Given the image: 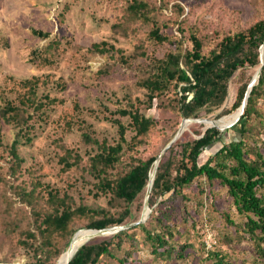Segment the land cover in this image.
Wrapping results in <instances>:
<instances>
[{
  "label": "rangeland",
  "instance_id": "rangeland-1",
  "mask_svg": "<svg viewBox=\"0 0 264 264\" xmlns=\"http://www.w3.org/2000/svg\"><path fill=\"white\" fill-rule=\"evenodd\" d=\"M128 1L0 0V109L11 103L27 108L32 117L28 132L31 141L25 143V139L21 138L17 147L21 159L19 165H15L8 152L18 128L0 121V264H29L35 261L32 252L20 242L24 239L20 226L11 230L5 225L17 222L25 227L34 218L33 211L41 218L50 213L52 204L47 196L50 190L56 192L57 199L64 200L71 209L83 208V212H73L61 236H49V251L53 257L56 251L65 248L67 242L69 246L77 231L91 230L86 228L88 223L116 216L123 208L124 205L118 202L116 207L108 204L110 192L97 188L98 179L88 171L89 158L97 153V149L84 140L85 134L99 144L113 145L118 140V134L117 126L111 120L119 119L125 126V139L132 147L128 145V149L124 148L119 162L108 170L112 178L124 174L131 163H136V159L159 156L181 128L184 119H179L173 107L175 90L160 95L153 101L151 109L145 107L146 92L137 83L143 77L138 69L148 60H131L126 66L119 61V55L129 56L138 49H156L158 57L169 49L168 44H153L147 40L148 25L131 16L126 8ZM150 1L152 7L158 5L157 0ZM167 1L169 7L175 3L183 7L185 25L194 28L203 39V50L214 46L223 37L242 32L264 19V0ZM158 17L165 22L174 19L167 9ZM114 23L127 25L129 35H113L110 26ZM164 32L180 36L175 25H170ZM100 42L112 45L121 54L113 53L112 57L93 53L91 46ZM261 46L258 59L264 62V54L263 57L260 54ZM259 66L246 67L234 74L228 84L225 102L219 110L207 117L184 121L180 136L187 133V138L197 139L200 136L195 132L218 128L223 140L205 148L198 157V164L218 149L220 143L238 136L240 120L235 122L238 114L229 122L236 110L220 118H215V115L231 107L237 87L247 78L250 83ZM25 80H28L27 84H24ZM37 101L42 104L39 110L34 108ZM129 104L155 122L146 135L136 139L133 138L135 131L129 118L114 113L117 108ZM173 125H176L175 128ZM138 141L140 144L136 145ZM260 147L264 154V145ZM63 157L68 162L76 158L77 162L67 168L61 162ZM197 183L199 181L196 180L192 187L184 191L187 201L167 194L163 198H153L150 207L149 197L147 200L154 217L161 219L164 213L169 214L164 223L176 227L172 228L174 241L179 245L186 242L191 245L183 252L182 258L175 254L171 259L153 258L142 231L133 228L139 221L149 223L150 228H157L156 219L150 221L148 218L150 213L143 221L145 189L129 205L130 217L122 225L107 228L105 233L97 236L92 230L94 233L89 240H109L119 227L126 225L130 227L123 230L133 234L123 237L122 248L114 251L113 258L104 257L98 264H119L117 260L126 257L130 246L134 252L125 264H208L209 260L204 262L207 261L206 251L213 249L231 264H253L256 253L250 241L239 242L233 236L229 240L225 238L231 235L232 228L222 212H229L232 220L240 221L226 190L215 182L213 193L206 192L200 196L195 189ZM23 192H30L31 196L26 197ZM197 201H202L204 207L199 208ZM184 217L186 221H182ZM192 223L196 224L195 229L190 228ZM56 260L54 257L52 262Z\"/></svg>",
  "mask_w": 264,
  "mask_h": 264
},
{
  "label": "trees",
  "instance_id": "trees-1",
  "mask_svg": "<svg viewBox=\"0 0 264 264\" xmlns=\"http://www.w3.org/2000/svg\"><path fill=\"white\" fill-rule=\"evenodd\" d=\"M150 2V0H129L126 8L135 20L148 25L147 40L153 44H168L169 49L161 57L156 55V49L151 51L138 49L136 53L129 56L119 55L120 63L126 66L131 63V60H148L146 65L142 64V68L138 69V73L143 74V77L137 83L146 92V108L151 109L153 101L160 95L169 90H175L173 107L176 108L179 119H200L203 116H209L223 106L228 93V84L234 74L246 67L259 66L258 50L264 43V19L242 32L223 37L214 46L203 50V39L198 36L194 28L185 25L184 9L180 4L175 3L169 7L167 0H157L158 5L154 6L151 3L154 6L152 7ZM166 9L174 15V19L169 22L161 21L158 17ZM170 25L176 26L179 37L164 32ZM128 28L127 25L114 23L110 26V31L113 35L126 37L129 35ZM42 36L47 35L42 34ZM91 51L101 56L109 54L113 57V53L121 54L120 50L104 42L93 44ZM260 54L263 57L264 44L260 48ZM248 80L249 78L245 79L237 87L231 107L218 112L215 118L228 115L240 107L249 85ZM27 83L28 80H25L24 84ZM41 106L42 104L37 101L34 108L39 110ZM114 113L129 118L135 131L134 139L146 135L155 124L150 116H144L132 104L119 107ZM31 119L27 108L18 105L7 103L0 109V121L13 124L18 128L8 148L15 165L21 162L17 153L20 139L24 138L25 143L31 141L28 136ZM239 120L238 136L229 139L226 143H220V147L202 164H198V157L202 151L216 142H223L220 131L216 128H207L203 133L195 132L200 136L197 139L187 138V133H183L157 163L149 193V206L153 205V198L157 196L163 198L167 194L180 196L187 201L184 191L192 187L196 180L199 181L195 186L198 195L202 196L206 192L211 194L214 183L217 182L226 190L235 214L240 218V221L235 222L229 212H222V216L232 228L231 235L225 238L229 240L228 238L233 236L239 242L250 241L256 253L253 264H264V154L260 147L264 145L262 141L264 137V65L258 80L249 92ZM111 122L117 126L118 134V140L113 145L99 144L86 134L83 136L87 143L97 149V153L89 158L88 171L98 179L97 188L110 192L108 204L111 207H116L118 203L124 206L120 208L116 216L102 217L88 223L86 228L91 230L76 232L70 246L91 233L88 231L119 226L130 217L128 207L147 188L154 162L158 157L154 155L146 160L136 159L134 160L136 163H131L124 174L111 178L108 170L119 162L124 148L128 149V145L129 148L132 147L125 139L126 128L120 120L112 119ZM175 126L173 125V128ZM138 144L140 141L136 142V145ZM75 157L77 158L76 155ZM76 158L75 161L68 162L67 158L63 157L61 162L69 168L77 162ZM55 193L51 190L47 193L52 208L51 212L44 217L41 218L40 214L33 211L34 218H31L25 227L17 222L5 225L11 230H17L20 226V232L24 235V239L20 242L23 247L32 252L35 258V261L29 264H57V262L59 264L60 256L70 246L64 251L68 246L67 242L64 249L55 252L54 257L57 260L54 263L52 262L54 257L49 251L51 247L49 236L52 234L61 236L73 212H83V208L71 209L64 200L57 199ZM22 194L26 197L31 196L30 192ZM196 205L199 208L204 207L202 201H197ZM183 212H186V208H183ZM169 217V214L164 213L159 219L153 216L152 211L148 218L150 221L157 220H155L157 228H150L149 223L148 225L139 223L133 227L142 231L150 254L155 259L159 257L171 259L173 254L182 258L183 252L191 246L188 242L179 245L177 241H174L172 231L174 226L164 223V220ZM186 220L185 217L182 219V221ZM195 227L194 223L190 225L191 229ZM132 235L129 231L120 230L109 240L99 238L89 240L76 252V249L70 251L62 264L68 261V264H98L104 257L113 258L114 251L122 248L123 237ZM202 249L205 250L204 246ZM133 252L134 248L130 246L125 253L126 257L118 259V263L125 264ZM205 256L207 261L204 262L209 260L208 264H231L214 249L206 251Z\"/></svg>",
  "mask_w": 264,
  "mask_h": 264
},
{
  "label": "water",
  "instance_id": "water-1",
  "mask_svg": "<svg viewBox=\"0 0 264 264\" xmlns=\"http://www.w3.org/2000/svg\"><path fill=\"white\" fill-rule=\"evenodd\" d=\"M263 44H264V43H263ZM263 44H262V45H263ZM263 65H264V62L260 61V66H259L257 72L255 73L254 77L252 78L251 82L249 83V85H248V87H247V91H246V93H245V95H244L243 101H242L240 107L238 108V109H240V114L237 116L235 122L237 121V119H240V116H241L242 113H243V109H244V107H245L246 100H247V98H248L249 92H250L252 86L254 85L255 81L258 80ZM184 121H188V120H184ZM184 121L182 122V124H181V128L179 129V131L177 132V134L175 135V137H174V138L170 141V143H169V144H168V145H167V146L161 151V153H160L159 156L157 157L156 161L154 162V165H153V175H154V172H155V169H156V166H157V163H158L159 159H160V158L166 153V151L172 146V144L174 143V141L180 136V134H181V132H182V127H183ZM235 122H234V123H235ZM234 123H233V124H234ZM233 124H232V125H233ZM216 129H218V128H216ZM218 130H219V129H218ZM152 181H153V179H152ZM152 181H151V183H152ZM146 189H147V190H146V203H145V209L148 211V214L144 217L143 221L147 218V216H148L149 213H150V210H149V208H148L147 200H148V197H149V193H150L151 186H147ZM141 222H142V221H139V222L136 223V224H139V223H141ZM133 225H135V224H133ZM129 227H130L129 225L121 226V227L118 228V231H119V230H123V229H128ZM77 232H78V231H77ZM95 232H96V235H95V236H97V235H100V234H102V233H105L106 230H105V229H103V230H95ZM82 245H83V244H82ZM82 245H81V246H82ZM69 246H70V244H69ZM69 246H68V247H69ZM81 246H80V247H81ZM80 247H79V248H80ZM79 248H78V249H79ZM78 249H77V250H78ZM77 250H76V251H77ZM68 262H69V261H68ZM68 262H67L66 264H68Z\"/></svg>",
  "mask_w": 264,
  "mask_h": 264
},
{
  "label": "bare ground",
  "instance_id": "bare-ground-1",
  "mask_svg": "<svg viewBox=\"0 0 264 264\" xmlns=\"http://www.w3.org/2000/svg\"><path fill=\"white\" fill-rule=\"evenodd\" d=\"M237 114H238V115L240 114V109H237L236 112H235L233 115L230 116V120L233 119ZM230 120H229V121H230ZM233 122H234V121H233ZM231 123H232V122H231ZM231 123H230V124H231ZM153 177H154V175H153V170H152L151 175H150V179H149V182H148L147 186H151V185H152L151 181H152ZM147 214H148V211H147L146 209H144L143 216H146ZM88 232H90V231H88ZM93 233H94V232H91L90 234H88V235H87L86 237H84L83 239H81V240H79L78 242H76V243H74L73 245H71V246L69 247V249H68L64 254H62V255L60 256V260H58V261H59V264H62L63 260L66 258L67 254H68L70 251H72V250H74V249L77 250L82 244L86 243V242H87V241L93 236ZM76 250H75V252H76ZM75 252H74V253H75ZM57 264H58V262H57Z\"/></svg>",
  "mask_w": 264,
  "mask_h": 264
}]
</instances>
